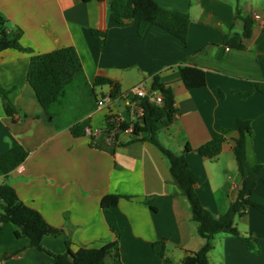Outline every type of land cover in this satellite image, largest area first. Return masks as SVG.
I'll return each instance as SVG.
<instances>
[{
  "label": "crops",
  "instance_id": "crops-1",
  "mask_svg": "<svg viewBox=\"0 0 264 264\" xmlns=\"http://www.w3.org/2000/svg\"><path fill=\"white\" fill-rule=\"evenodd\" d=\"M156 1L190 15L187 43L156 24L140 35L137 20L113 23L109 0H0V18L10 37L21 33L24 47L0 53V87L9 91L15 108L9 115L0 93V155L17 144L29 152L8 178L0 168V185L11 184L21 201L64 230L43 238L54 254L65 253L69 241L73 251L117 241L120 255L106 264H181L187 252L204 245L189 201L180 194L159 147L130 141L131 130L117 136L104 131L110 112L129 123L141 121L138 107L129 105L131 91L139 85L152 88L155 70L172 88L177 107L174 122L157 138L175 153L191 147L187 159L205 207L217 216L225 213L243 180L233 152L237 132L227 136L216 158L199 152L222 128L233 127L239 117L251 121L248 161L264 163V92L256 90L247 98L240 94L264 82V0ZM245 17L253 19L252 35L244 39V48L228 47L224 37L241 34ZM92 30L107 32L105 45ZM222 45L226 50L218 58ZM67 46L76 48L88 84L74 88L71 99L49 118L28 81L30 61ZM182 63L204 69L207 84L187 89L178 69ZM98 76L118 82L122 91L102 106L98 101L110 94L111 86L95 87ZM78 122L103 132L94 138L85 130L75 135ZM109 194L121 196L111 209L101 206ZM250 198L264 205L263 182ZM236 223L243 236L257 239L258 252L241 237L222 232L214 238L211 264H264V212L250 207ZM15 229L0 221V264H54L52 255L32 247L28 237H17ZM156 241L166 242L171 263L154 252Z\"/></svg>",
  "mask_w": 264,
  "mask_h": 264
},
{
  "label": "trees",
  "instance_id": "trees-1",
  "mask_svg": "<svg viewBox=\"0 0 264 264\" xmlns=\"http://www.w3.org/2000/svg\"><path fill=\"white\" fill-rule=\"evenodd\" d=\"M109 4L113 14L111 18L113 23L123 24L129 20H137L140 35L144 33L149 24H156L166 28L183 42H188L191 19L186 12L165 8L156 0H109ZM244 20V31L241 34H227L223 40L225 45L230 48H244V39L252 35L253 19L245 17ZM92 31L94 34L103 37V45H105L107 32ZM20 34L10 37L6 21L1 17L0 53L12 48L23 50L24 47L19 42ZM178 69L187 89L199 88L207 84V73L204 69L184 63L180 64ZM150 74L152 75L151 87L161 93L163 102L156 104L147 98L141 99L143 115L140 117L141 121L135 123H129L119 114L110 112L108 125L104 131L107 134L115 132L114 135L117 136L121 131L131 130L132 139L130 141H150L159 147L169 159L173 180L176 182L180 194L187 197L192 218L198 224V233L205 239L200 250L187 252L180 263L211 264L210 251L214 246V238L222 232L241 237L251 251L258 252L257 239L243 236L236 223L237 217L243 215L250 207L264 212V205L254 202L250 198L257 184L259 182L264 183V163L251 165L247 157L249 139L253 135L251 121L240 117L236 118L233 127L222 128L215 138L199 147L202 156L216 158L221 154L227 136L232 132L238 133L233 152L243 179V188L239 189L238 198L229 209L217 216L203 205L198 195V176L187 159V153L191 147L186 146L182 153H175L164 147L157 138L160 130L168 128L174 122L177 107L172 88L160 81L156 70ZM28 81L49 118H53L56 111L66 103L74 88L88 84L80 56L73 46L33 56L28 70ZM107 84L111 86V98H118L122 92L118 82L102 76H98L94 80L95 87ZM256 90L264 92V82H255L250 91L240 92V94L247 98ZM0 93L4 100L6 112L13 115L15 108L10 101L9 91L0 87ZM87 125V122H78L73 127V132L78 135L86 127H90ZM28 154L29 152L22 145L17 144L0 155V168L5 179L25 161ZM120 198L121 196L116 194L106 195L101 200V206L111 209L118 205ZM0 200L2 201L0 221L13 224L16 227L15 235L17 237H28L32 247L52 255L55 258L54 264H106L108 259H117L120 255L117 241L101 247H81L76 251L72 250L69 241L65 253L54 254L44 247L43 238L45 236L58 237L64 233V230L51 225L39 210L21 201L16 189L6 181L0 185ZM153 250L165 263L172 262L166 255L167 245L165 241L154 242Z\"/></svg>",
  "mask_w": 264,
  "mask_h": 264
},
{
  "label": "built area",
  "instance_id": "built-area-1",
  "mask_svg": "<svg viewBox=\"0 0 264 264\" xmlns=\"http://www.w3.org/2000/svg\"><path fill=\"white\" fill-rule=\"evenodd\" d=\"M131 93L134 95L129 105H132L133 103L138 107V115L141 117L143 115V107L140 104V100L147 98L150 102L161 104L163 102V97L161 93L158 90H155L153 88L146 89L143 85L136 86ZM111 100L110 94L104 95L99 101L98 105L102 106L105 104V102H108ZM103 132L102 128L92 129L91 127H86L85 133L89 135L90 137H99Z\"/></svg>",
  "mask_w": 264,
  "mask_h": 264
},
{
  "label": "water",
  "instance_id": "water-1",
  "mask_svg": "<svg viewBox=\"0 0 264 264\" xmlns=\"http://www.w3.org/2000/svg\"><path fill=\"white\" fill-rule=\"evenodd\" d=\"M226 50V46L225 45H222L220 47V51H219V55H218V58H221V56L223 55L224 51ZM243 188V180L241 181L240 185H239V189H242ZM237 198H238V195H237ZM237 198L235 200H237Z\"/></svg>",
  "mask_w": 264,
  "mask_h": 264
},
{
  "label": "rangeland",
  "instance_id": "rangeland-1",
  "mask_svg": "<svg viewBox=\"0 0 264 264\" xmlns=\"http://www.w3.org/2000/svg\"><path fill=\"white\" fill-rule=\"evenodd\" d=\"M73 90H74V89H73ZM73 90H72V92H71V94H70V96L68 97V99H67L66 102H68V101L71 99V97L73 96V94H74ZM75 91H77V90H75ZM76 93H77V92H76Z\"/></svg>",
  "mask_w": 264,
  "mask_h": 264
}]
</instances>
